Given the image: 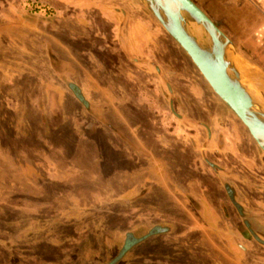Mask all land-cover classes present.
I'll return each mask as SVG.
<instances>
[{
	"label": "rangeland",
	"instance_id": "obj_1",
	"mask_svg": "<svg viewBox=\"0 0 264 264\" xmlns=\"http://www.w3.org/2000/svg\"><path fill=\"white\" fill-rule=\"evenodd\" d=\"M193 1L228 36L242 80L264 103V0ZM36 3V10L53 12ZM141 5L180 50L177 54L162 44L161 51L169 50L164 59L189 60L194 66ZM21 31L13 20H0V264H106L110 240L124 238V231L138 224H165L169 231L150 236L136 255L119 264H264V243L252 238L227 196L229 185L244 208L240 211L247 212L242 215L250 230L264 238V152L198 70L222 104L219 130L208 121L197 125L196 138L164 132L157 125L168 129L173 113L183 109L172 99L158 105L166 109L164 121L154 112L148 116L143 106L135 110L128 102L112 103V112L122 117L116 124L123 133L116 135L96 128L100 123L94 116L102 103L99 87L112 73L111 56L101 59L94 44L67 42L55 29L54 44L60 49L69 44L75 55L76 67L66 81L76 88L88 81L97 99L89 110L76 99L73 86L67 89L51 73L43 54L21 50L20 45L32 44ZM86 47V55L78 53ZM168 85L163 78L162 90L170 94ZM52 87L54 93L65 89L63 100L47 99ZM124 140L139 148L131 149ZM104 142L115 145L117 153L105 149Z\"/></svg>",
	"mask_w": 264,
	"mask_h": 264
},
{
	"label": "crops",
	"instance_id": "obj_2",
	"mask_svg": "<svg viewBox=\"0 0 264 264\" xmlns=\"http://www.w3.org/2000/svg\"><path fill=\"white\" fill-rule=\"evenodd\" d=\"M56 1H60L61 4H57ZM56 1L39 0L41 5L46 4V8L52 7L53 9L51 15H46L43 13L44 9L36 10L39 7L36 5L37 0H1L0 20H13L14 24L19 27V31L22 29L27 31L32 44L30 48L20 45L21 50L30 53L39 51L43 54L45 56L44 63L62 85L68 86L67 89H69V85L75 86L66 81V78L72 75L71 70L76 67L75 55L69 44L68 47L63 46L61 49L54 44L55 37L58 38L55 29L56 32L62 31L60 35L63 34V31H68V34L62 35L67 39V42L79 41L90 45L94 44L101 59L105 54L111 56L112 73L106 83L99 87L102 103L94 109V116L100 123L96 125V128L116 135L123 133L119 124H116L119 118H122L121 115L112 112L114 106L112 103L114 102L115 106L117 102H128V105L135 110L143 106L148 116L154 112L155 117L160 114L161 120L164 121L168 117L165 113L166 109L161 110L158 107L161 106L162 101L173 99L177 103L176 96H178L180 103L174 105L179 108L180 104L183 109L178 110V113H173L175 118L169 119L168 129L163 123L157 127L163 129L164 132L175 133L179 138L183 134L196 138L197 131L200 132L197 125L208 123V121L218 130L220 129L217 122L219 114H223L222 104L214 100L213 92H209L206 82L200 78L197 68L190 65L189 60L178 62L174 57L168 58L167 61L164 59L163 54L166 56V53L169 52L166 50V46H169V49L177 54L180 53V50H177V46L167 42L165 32L163 33L157 23L151 20L139 0ZM58 21H62L63 25ZM70 21L71 27L65 25V22L70 23ZM55 23H58L60 29L55 28ZM74 27H79L78 31ZM90 29L92 33H86ZM80 30L83 32L79 33ZM21 35H25L23 31H21ZM162 44H166L164 51H161ZM37 47L39 50L36 49ZM87 50L86 47L78 53L86 55ZM161 58L164 62L161 61ZM163 78L168 79L170 83L168 86L173 89H170V94L162 90L161 80ZM95 79L98 80L97 77ZM45 83L46 86L52 85L48 82ZM57 85L60 84L57 83ZM77 85L81 96L88 102L87 108L90 110L93 108L90 102L93 97L87 88L88 81L79 82ZM60 88L61 92L65 90ZM61 92L54 93L52 87L49 88L46 97L51 101H61L63 100ZM202 93L213 103L208 104L203 101ZM65 95L69 97V94ZM36 99L38 100V98ZM76 99H78L77 96ZM94 100L97 99L94 98ZM156 102L158 103L157 107ZM59 107L58 111L62 113V106L59 105ZM107 115L115 120V124L107 123ZM225 115L230 118L228 113L225 112ZM212 140L214 139L210 140L211 143ZM124 142L131 149L139 148V145L136 147L134 143L126 140ZM107 144L104 142L105 149L111 150L113 154L117 153L115 145ZM238 160L245 164L241 157Z\"/></svg>",
	"mask_w": 264,
	"mask_h": 264
},
{
	"label": "water",
	"instance_id": "obj_3",
	"mask_svg": "<svg viewBox=\"0 0 264 264\" xmlns=\"http://www.w3.org/2000/svg\"><path fill=\"white\" fill-rule=\"evenodd\" d=\"M139 1L185 51L212 91L235 113L264 152V103L242 80L228 36L193 0ZM192 22L202 27V39L190 31Z\"/></svg>",
	"mask_w": 264,
	"mask_h": 264
},
{
	"label": "flooded vegetation",
	"instance_id": "obj_4",
	"mask_svg": "<svg viewBox=\"0 0 264 264\" xmlns=\"http://www.w3.org/2000/svg\"><path fill=\"white\" fill-rule=\"evenodd\" d=\"M43 9V8H41ZM63 34H68V31H63ZM62 34V35H63ZM78 98V97H77ZM78 100L87 108L88 102L85 99ZM227 196L233 206L236 208L237 213L243 219V224L247 228V230L251 233V236L254 240H257L259 243H264V238L259 237L260 234L258 232H252L250 230L251 223L248 220V217L242 215L247 212H242L244 208H241V205L237 202L238 195L235 190H233L228 185ZM242 209V211H240ZM228 219V218H227ZM169 229L165 224H158L152 226H146L143 224H138L131 229H127L124 231V238L115 237L111 241V245H107L111 250V255L109 257V261L106 264H119L124 259H128L136 255L137 248L143 246L146 240L153 235L168 232ZM213 241V240H212ZM214 242V241H213Z\"/></svg>",
	"mask_w": 264,
	"mask_h": 264
},
{
	"label": "bare ground",
	"instance_id": "obj_5",
	"mask_svg": "<svg viewBox=\"0 0 264 264\" xmlns=\"http://www.w3.org/2000/svg\"><path fill=\"white\" fill-rule=\"evenodd\" d=\"M189 28H190V31L192 32V34L195 35L198 39L203 38V29L199 24L192 22L189 24ZM240 68H242V67H240ZM241 70H245V72L250 73V74L253 72L249 68H246L244 66H243V69H241ZM252 78H253V76H252Z\"/></svg>",
	"mask_w": 264,
	"mask_h": 264
},
{
	"label": "trees",
	"instance_id": "obj_6",
	"mask_svg": "<svg viewBox=\"0 0 264 264\" xmlns=\"http://www.w3.org/2000/svg\"><path fill=\"white\" fill-rule=\"evenodd\" d=\"M73 90H74L76 96H77L79 99H82V96H81V94H80V92H79V89L73 86Z\"/></svg>",
	"mask_w": 264,
	"mask_h": 264
}]
</instances>
